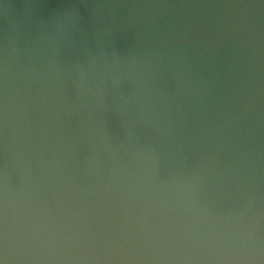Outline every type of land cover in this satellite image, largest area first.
Masks as SVG:
<instances>
[{
	"label": "water",
	"instance_id": "1",
	"mask_svg": "<svg viewBox=\"0 0 264 264\" xmlns=\"http://www.w3.org/2000/svg\"><path fill=\"white\" fill-rule=\"evenodd\" d=\"M0 264H264V0H0Z\"/></svg>",
	"mask_w": 264,
	"mask_h": 264
}]
</instances>
